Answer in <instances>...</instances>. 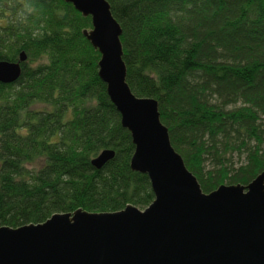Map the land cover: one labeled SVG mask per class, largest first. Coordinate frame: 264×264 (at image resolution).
Listing matches in <instances>:
<instances>
[{
    "label": "trees",
    "instance_id": "16d2710c",
    "mask_svg": "<svg viewBox=\"0 0 264 264\" xmlns=\"http://www.w3.org/2000/svg\"><path fill=\"white\" fill-rule=\"evenodd\" d=\"M121 27L126 83L161 123L201 190L264 172V0H106ZM84 17L62 0H0V227L54 214L145 209L146 175L98 76ZM114 156L101 168L91 161Z\"/></svg>",
    "mask_w": 264,
    "mask_h": 264
},
{
    "label": "water",
    "instance_id": "95a60500",
    "mask_svg": "<svg viewBox=\"0 0 264 264\" xmlns=\"http://www.w3.org/2000/svg\"><path fill=\"white\" fill-rule=\"evenodd\" d=\"M91 29L98 76L134 147L132 171L148 177L154 196L143 210L54 214L40 224L0 227V264H264V172L247 185L204 193L161 123L157 101L137 98L126 83L121 27L106 0H62ZM26 60L0 61V83L15 82ZM103 150L99 169L112 159Z\"/></svg>",
    "mask_w": 264,
    "mask_h": 264
}]
</instances>
